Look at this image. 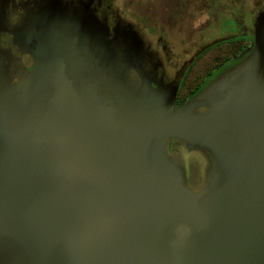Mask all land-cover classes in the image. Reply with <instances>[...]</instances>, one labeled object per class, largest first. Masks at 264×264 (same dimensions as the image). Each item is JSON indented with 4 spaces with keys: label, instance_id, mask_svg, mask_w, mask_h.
Returning a JSON list of instances; mask_svg holds the SVG:
<instances>
[{
    "label": "water",
    "instance_id": "1",
    "mask_svg": "<svg viewBox=\"0 0 264 264\" xmlns=\"http://www.w3.org/2000/svg\"><path fill=\"white\" fill-rule=\"evenodd\" d=\"M77 26L51 30L15 85L0 51V264H264V24L180 107L178 87L134 82L124 46ZM170 139L211 154L198 192Z\"/></svg>",
    "mask_w": 264,
    "mask_h": 264
},
{
    "label": "flooded vegetation",
    "instance_id": "2",
    "mask_svg": "<svg viewBox=\"0 0 264 264\" xmlns=\"http://www.w3.org/2000/svg\"><path fill=\"white\" fill-rule=\"evenodd\" d=\"M148 1L153 5V9H149L147 15L150 18L159 12L157 25L160 21L162 29L175 26L179 19L180 26L189 25L193 19L194 14L189 7L192 5L185 1L163 0L157 5L153 4L154 0ZM219 1L218 3L215 0L211 2L206 0L204 5L197 9L198 13L207 10L214 15L218 12L219 5L223 4H227L225 6L230 8V11L223 19L219 15L213 19L210 27L203 30L197 41L193 43L191 47L193 52L189 59H185L180 65L177 61L178 67L173 70L170 61L176 57L174 44L181 46L192 43L189 42V38L185 39L180 31L177 34L173 33V37L169 32L164 31V34L152 39L151 36L156 34V31L147 26L146 18L136 16L139 14L136 6H143L141 0H128L124 5L123 0H0V51L5 74L12 85L22 81L35 67L37 57L47 47L49 32L57 26L70 27L77 23L82 25L77 26L82 29H88L89 26L102 30L108 33L109 42L120 47L124 46L127 52L126 59L129 60L127 63L130 67L129 74L134 82L143 80V71H149L164 84L172 88L178 87L175 107H180L189 99L202 96L213 84L220 81L221 77L243 65L257 44V35L264 24V0ZM236 2H238L237 8ZM142 13L140 14H145ZM181 14L184 19L179 17ZM127 15L131 18L129 19ZM134 17L142 22L141 29L136 21H133ZM232 23L236 26L233 33H230L228 29ZM218 30L220 34L216 36L215 32ZM208 31L212 36L203 38V33ZM84 39L88 41L86 37ZM233 41L237 42L238 52L217 67L194 94L188 95L182 101L179 92L195 61L210 47H218L221 43ZM232 51L233 47L216 49L215 52L218 54L215 56L216 61L225 59L224 57L229 56ZM205 110L199 108L197 111ZM166 152L177 161L190 188L197 191L204 187L208 172L212 170V156L207 150L189 149L185 142L170 139L166 144Z\"/></svg>",
    "mask_w": 264,
    "mask_h": 264
},
{
    "label": "rangeland",
    "instance_id": "3",
    "mask_svg": "<svg viewBox=\"0 0 264 264\" xmlns=\"http://www.w3.org/2000/svg\"><path fill=\"white\" fill-rule=\"evenodd\" d=\"M126 1L128 0H123V5L126 3ZM182 1H185L187 2L189 5H192V6H189L190 7V10L191 12L194 14L193 15V19L189 22V25H182L180 26V19L177 21V23L175 24V26H171L170 28L168 29H162L160 28L162 25L160 24V21H158V25H157V19H158V15H160L159 12H156L153 17H150L147 15V12H149V9L152 10L153 9V5H151L149 3L148 0H141V2L143 3V6L140 7V6H136V8H138V12L139 14L136 15L140 18H146V24L147 26H149L150 28H152L154 31H156V34L152 35V39H156V37H158L159 35L161 34H164V31L166 32H169L171 34V36L173 37V33H178L180 31V34L183 33V37L185 39L189 38L190 41L192 44H185V45H175L174 47V53H175V59L171 62V68L173 70L177 69L178 67V64L177 61L179 62V65L185 60V59H189V57L191 56L192 54V50L193 48H191L193 46V43L195 41H197V38L200 36L199 34H201L203 32V30L205 31V29H207L208 27H210V25L212 24L213 22V19L216 18L217 15H219V17H221V19H223L225 17V15H227V13L230 11V8H227L225 5L227 4H223V5H219V10L218 12H216L214 15L210 14L209 11L207 10H203V12L201 14L198 13L197 9L199 7H202L206 2V0H182ZM189 1H191V3H189ZM217 1L218 3L220 2L219 0H215ZM122 2V1H121ZM119 2V5L120 3ZM163 2V0H154L153 4H161ZM211 2V0H210ZM118 5V6H119ZM208 5V3H207ZM238 7V2H236L235 4V7ZM120 7V6H119ZM188 7V8H189ZM236 7V8H237ZM235 9V8H234ZM234 11V10H233ZM143 12L145 14L141 15L140 13ZM144 16V17H143ZM127 17L130 19L131 16H128ZM179 17H183V15L181 14ZM137 17H134L133 18V21H136L138 27L141 29V21H139V19ZM184 19V17H183ZM236 24L235 23H232L230 24L229 26V31L230 33H233V30L235 28ZM220 28V27H219ZM217 34L219 35L220 34V30L216 31L215 32V35L217 36ZM222 34V33H221ZM211 35L210 31H208L207 33H203L202 37L203 38H209ZM214 35V36H215ZM212 36V35H211ZM213 36V37H214ZM188 40V39H187ZM181 56V57H179ZM203 60V59H202ZM215 64V57L214 56H210L208 58L205 59V61L200 65H202L200 67V65L198 66V72L197 74L195 73L194 74V77L192 80L189 81V85L188 87H193L195 83H197L199 81V78L205 74L206 71H208L211 67V65H214Z\"/></svg>",
    "mask_w": 264,
    "mask_h": 264
},
{
    "label": "trees",
    "instance_id": "4",
    "mask_svg": "<svg viewBox=\"0 0 264 264\" xmlns=\"http://www.w3.org/2000/svg\"><path fill=\"white\" fill-rule=\"evenodd\" d=\"M224 47H233V51L231 52V54L229 56L224 57L225 59H219L216 61L215 59V64L211 65L210 69L208 71L205 72V74H203L200 78L199 81L197 83L194 84L193 87H188L189 85V81L193 79L194 74H197V70H198V66L200 65V63L202 64L206 58L210 57V56H216L218 54H216V49H222ZM238 45L237 42L233 41V42H227V43H221V45H219L218 47H210L204 54L202 57H200L198 60L195 61L194 65L192 66V69L188 72V75L181 87V90L179 92V97L182 101H184L188 95H192L194 94L203 84V81L211 75V73L217 68L220 67L222 64H224L228 59H230L232 56H234L237 52H238ZM203 59V60H202ZM202 65H200L201 67Z\"/></svg>",
    "mask_w": 264,
    "mask_h": 264
},
{
    "label": "crops",
    "instance_id": "5",
    "mask_svg": "<svg viewBox=\"0 0 264 264\" xmlns=\"http://www.w3.org/2000/svg\"><path fill=\"white\" fill-rule=\"evenodd\" d=\"M191 189H192V188H191ZM201 189H202V188H201ZM201 189H200V190H201ZM192 190H193V189H192ZM193 191H194V192H198L199 190H197V191L193 190Z\"/></svg>",
    "mask_w": 264,
    "mask_h": 264
}]
</instances>
